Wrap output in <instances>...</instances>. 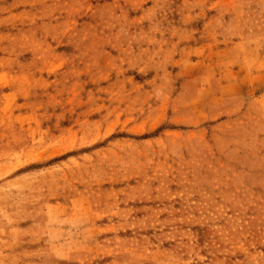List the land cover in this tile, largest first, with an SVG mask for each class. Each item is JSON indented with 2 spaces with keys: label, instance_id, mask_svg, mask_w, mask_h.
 Here are the masks:
<instances>
[{
  "label": "rangeland",
  "instance_id": "1",
  "mask_svg": "<svg viewBox=\"0 0 264 264\" xmlns=\"http://www.w3.org/2000/svg\"><path fill=\"white\" fill-rule=\"evenodd\" d=\"M0 264H264V0H0Z\"/></svg>",
  "mask_w": 264,
  "mask_h": 264
}]
</instances>
